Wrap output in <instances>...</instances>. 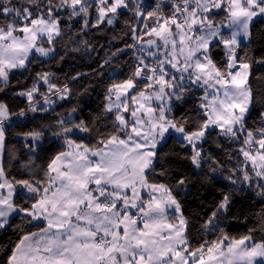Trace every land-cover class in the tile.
I'll return each mask as SVG.
<instances>
[{"label":"snow or ice","instance_id":"snow-or-ice-1","mask_svg":"<svg viewBox=\"0 0 264 264\" xmlns=\"http://www.w3.org/2000/svg\"><path fill=\"white\" fill-rule=\"evenodd\" d=\"M128 13L123 35L132 43L112 51L100 67L130 51L129 73L112 78L101 113L87 121L73 106L67 115L16 133L30 154L22 166L42 175L9 177L8 132L23 127L29 114L55 112L58 102L72 98L71 86L55 83L52 72H37L30 87L15 92L24 107L14 110L0 100V230L15 216L22 221L6 264H264V237L257 240L256 229L234 237L220 226L228 193L202 224L204 232L219 235L193 244L176 195L187 177L174 183L158 178L169 176L160 149L174 137L194 169L222 170L204 147L215 135L242 157L224 179L264 198V111L249 126L253 65H264V57L254 60L247 51L255 25L264 24V0H156L149 7L145 0H0V92L38 58L54 59L65 37H79L75 44L94 50L85 34L114 27ZM191 96H197L194 115L177 117V107ZM46 137L62 146L38 166ZM258 220L264 229V211Z\"/></svg>","mask_w":264,"mask_h":264},{"label":"trees","instance_id":"trees-1","mask_svg":"<svg viewBox=\"0 0 264 264\" xmlns=\"http://www.w3.org/2000/svg\"><path fill=\"white\" fill-rule=\"evenodd\" d=\"M156 0L145 1V7L154 5ZM131 13L121 17V20L114 26L101 25L99 29H91L85 34V38L93 45L94 50L85 51L84 48L74 42L79 37L74 36L73 40L67 37L56 44L55 58H38L29 71L16 73L11 77L8 88L0 92V100L7 102L14 110L25 106L22 97L16 96L15 92L30 87L37 72H52L55 74V83H67L72 88V98L60 101L56 105L55 112L29 114V118L24 121L23 127H14L8 132V143L4 155V165L9 177L26 179L33 175H42L38 171L29 172L22 165L29 160V153L23 147L22 137L16 135L17 132L27 131L42 124H47L56 119V114L67 115L73 107H77L76 116L87 121L101 113L104 104V94L106 87L112 82L113 77L124 78L129 73L128 64L132 61L131 53H123L115 60V63L101 68L100 65L108 54L117 48H122L125 43H132L129 36H124L127 32L123 21L130 18ZM75 27H79L78 22H74ZM113 36H120L121 39L113 40ZM79 47V51L72 48ZM248 54L255 60L264 57V24L257 23L253 29V40L247 47ZM243 54V50L242 53ZM217 60H220L223 53L217 49L214 52ZM61 57H63L61 59ZM79 78L73 80L72 77ZM256 102L251 110L249 126H254L253 121L259 120V113L264 111V65H253V77L251 78ZM197 96H191L186 102L181 103L175 112L177 117L188 115L192 117L196 111ZM191 124V121H190ZM83 138V134H80ZM219 141L222 147H217ZM62 145L53 138L46 137L41 150L36 156V165L46 166L48 159ZM205 149L212 154L215 159L223 165V169H218L212 173L209 166L205 164L202 170L196 171L190 161L185 158L188 149L182 148L176 143V138L170 139L160 149L167 153L164 166L169 171V176L158 177L161 180L167 179L169 183H174L178 176L187 177V184L183 189H177L178 196L184 215L189 219L190 233L193 237V244L202 242L204 239L212 240L218 235V231L204 232L202 224L215 210L225 193L231 197L229 211L221 217L220 226L224 231L234 237L247 234L250 229H256L252 234L257 240L264 237V229L260 228L258 215L264 211V198L256 195L254 188L244 185L234 186L224 176L228 175L229 169L234 167L242 157L236 155L235 145L230 144L223 137L213 135L204 145ZM15 154L12 158L11 154ZM229 155L233 159H229ZM214 167V165H213ZM18 226H22L20 216L13 218L12 226L5 230H0V264H6L10 251L19 239Z\"/></svg>","mask_w":264,"mask_h":264},{"label":"built area","instance_id":"built-area-1","mask_svg":"<svg viewBox=\"0 0 264 264\" xmlns=\"http://www.w3.org/2000/svg\"><path fill=\"white\" fill-rule=\"evenodd\" d=\"M127 53H131L130 51H128Z\"/></svg>","mask_w":264,"mask_h":264},{"label":"rangeland","instance_id":"rangeland-1","mask_svg":"<svg viewBox=\"0 0 264 264\" xmlns=\"http://www.w3.org/2000/svg\"><path fill=\"white\" fill-rule=\"evenodd\" d=\"M145 1H147V0H145ZM196 170V169H195ZM196 171H199V170H196Z\"/></svg>","mask_w":264,"mask_h":264},{"label":"water","instance_id":"water-1","mask_svg":"<svg viewBox=\"0 0 264 264\" xmlns=\"http://www.w3.org/2000/svg\"><path fill=\"white\" fill-rule=\"evenodd\" d=\"M147 1H149V0H147Z\"/></svg>","mask_w":264,"mask_h":264}]
</instances>
